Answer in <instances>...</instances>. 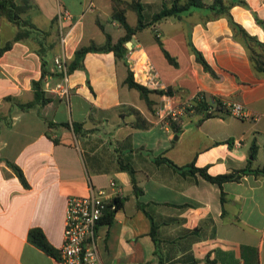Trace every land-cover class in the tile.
I'll return each instance as SVG.
<instances>
[{
    "label": "crops",
    "instance_id": "obj_1",
    "mask_svg": "<svg viewBox=\"0 0 264 264\" xmlns=\"http://www.w3.org/2000/svg\"><path fill=\"white\" fill-rule=\"evenodd\" d=\"M117 1L29 0L21 19L52 29L48 39L55 41L47 65L51 73L43 81L44 104L34 101L32 89V81L42 76L36 44L12 41L18 27L0 16V264H62L29 240V230L40 229L57 249L67 198L86 195L90 185L109 192L110 180L121 190L123 204L109 222L102 218L97 224L100 264H158L160 259L188 264L191 258L195 264H264V176L252 172L264 167V75L254 71L247 48L233 36L225 17L209 19L208 9L195 8L154 21L131 35L130 55L129 50L122 58L113 51L87 52L84 68L68 72V95L55 93L60 76L54 57L66 63L79 46L91 41L101 46L107 36L115 43L124 36L112 18ZM176 1L184 0H139L144 22L151 23L154 14ZM245 1L246 6L235 4L230 13L264 42V0ZM64 9L71 16L61 22V42L57 13ZM129 13L135 20H129ZM125 16L129 25L137 24L134 10L127 8ZM155 36L176 64L165 58ZM257 51L264 57V49ZM144 62L155 81L147 88L174 92L172 97L150 95L158 111L204 93L241 104L248 117L223 109L200 119L191 112L175 134L125 83L128 69L138 82ZM32 101L28 108L18 105ZM133 109L151 123L148 128L133 126ZM74 122L82 124L78 134ZM158 155L179 166L193 162L212 175L246 173L219 186L198 173L184 176L165 163L156 164ZM5 160L20 167L27 185ZM127 163L142 189L138 196L129 173L120 168ZM137 202L145 204L144 210Z\"/></svg>",
    "mask_w": 264,
    "mask_h": 264
},
{
    "label": "trees",
    "instance_id": "obj_2",
    "mask_svg": "<svg viewBox=\"0 0 264 264\" xmlns=\"http://www.w3.org/2000/svg\"><path fill=\"white\" fill-rule=\"evenodd\" d=\"M21 4H17L14 0H0V16L5 17L9 21L14 22L18 29L14 34L12 41H31L36 44V52L40 55L42 61V76L37 81H32V89L34 94V101H39L42 104L48 101V98L44 97L43 91V81L45 76L48 73H51L47 67L49 63V59L53 58L54 52L53 48L55 46V41H51L48 38L52 34V29L50 30H41L31 24L29 21L21 19L20 13L28 6L29 0H22ZM123 4L122 8H118L117 5ZM239 4L242 6H246L245 0H211L210 3H205L204 0H184L183 3L173 2L170 7H164L160 12L154 14L151 23L144 22V16L142 14V8L139 3V0H131L130 2H121L120 0L117 1V5L113 7L112 11V18L116 20L119 25L124 29L125 34L115 43L111 42L109 36L106 37V41L103 45L99 46L93 41H91L88 45L79 46L73 54V57L70 61L66 62L67 72H72L76 69L84 68L83 65V58L87 52L90 51H113L114 55L117 58H122L125 53L122 52V47L126 41H129L131 35L140 29L146 27V25H152L154 21H158L162 18L172 16V15H179L181 12H188L191 9L195 8H206L208 9L211 15L208 17L209 19H214L218 17H225L228 21L230 28L233 31V36L239 39L241 42L244 43L245 47L249 52V57L252 62L253 69L256 73L264 75V57L261 53H258V49H264V42L259 41L255 36L249 34L240 24L234 21L230 9L233 5ZM132 9L137 14V24L135 26H131L128 24L125 16L126 9ZM258 23L263 25L261 20H258ZM157 42L159 43L161 50L165 56V58L171 64H176V60L166 51L161 41L159 40L158 36H155ZM12 41H10L7 46H9ZM190 49L195 53L197 60L203 65L204 69L209 71L210 73H214L210 66L206 63L204 58L202 57L201 53L197 51L191 43H188ZM59 76H61V72H59ZM125 83L129 88L135 89L138 91L140 97L144 100L147 108L149 109L151 115L156 118L157 109L153 106L155 102L150 98L151 94L157 95H168L173 96L172 88L168 87L166 89H150L147 86L140 84L139 82L135 81L133 77V72L128 69L127 76L125 78ZM34 101L27 102V103H18L21 108H28ZM190 106L186 107L184 113L182 115L172 117L168 115L165 117V122L175 134H178L182 130V124L184 117L189 113H196L201 115L200 119L212 117L223 110L222 100L218 97L205 95L204 93H198L189 101ZM135 113V120L133 122V126L139 129H146L148 128L151 123L148 122L146 119L142 118L140 113L133 109ZM66 125V124H64ZM81 123L74 122L72 124L73 130L76 134L80 132ZM84 133V131H83ZM53 141H57L53 139ZM3 160L0 157V162ZM153 161L156 164L165 163L168 166L173 167L176 171H178L181 175H194L198 173L204 179L211 183H215L221 186L224 182L228 181H237L246 173V170L241 171H233L228 173L216 174L212 175L209 174L205 167H196L194 163L191 162L187 165L179 166L172 162L168 157L164 155H158L154 157ZM16 174L18 179L23 185H27L25 180L24 174L20 167L13 162L4 161ZM121 169L126 170L131 179L132 187L134 194L138 196L142 193V189L137 185L136 180L134 178V169L127 163L122 164L120 166ZM251 171V170H250ZM252 172L256 175L264 176V167L256 168L252 170ZM223 201V199H222ZM123 204L122 199L120 197H115L109 203L107 209L104 212L102 218L106 221H110L112 215L116 209L121 207ZM137 206L144 210L145 204L137 202ZM101 218V219H102ZM151 236L155 240V223L152 221L151 223ZM29 240L36 245L37 247L44 250L46 253L53 255L58 258V251L53 246H51L48 241L46 240L42 231L38 228H32L28 232ZM188 264H195L197 261L193 258L189 259L187 262ZM208 263H210L208 261ZM158 264H165L162 259L158 261Z\"/></svg>",
    "mask_w": 264,
    "mask_h": 264
},
{
    "label": "built area",
    "instance_id": "obj_3",
    "mask_svg": "<svg viewBox=\"0 0 264 264\" xmlns=\"http://www.w3.org/2000/svg\"><path fill=\"white\" fill-rule=\"evenodd\" d=\"M70 16L71 14L65 9L59 10L57 13L61 42L64 41V36L61 33V22L69 19ZM128 50L130 55L131 49ZM53 63L55 68L61 72L59 82L56 84L54 91L59 97H63L69 93V75L66 63L59 57H54ZM142 68L143 74L138 79V82L145 86H153L155 81L153 74H151L150 66L144 62ZM222 105L223 109L233 116L238 118L248 117V113L239 103L222 101ZM189 106V101L166 109L162 106L161 112L157 110L155 119L168 126L165 122L166 116L176 117L182 115L186 107ZM235 144L239 145L240 141L236 140ZM109 187L110 191L107 192L105 189L90 185L86 195L67 198L63 222V241L57 248L58 260L62 264H100L96 227L111 200L115 197H120L121 194V190L114 180H110Z\"/></svg>",
    "mask_w": 264,
    "mask_h": 264
},
{
    "label": "water",
    "instance_id": "obj_4",
    "mask_svg": "<svg viewBox=\"0 0 264 264\" xmlns=\"http://www.w3.org/2000/svg\"><path fill=\"white\" fill-rule=\"evenodd\" d=\"M130 48H131V41H126L124 46L122 47V52L125 53Z\"/></svg>",
    "mask_w": 264,
    "mask_h": 264
},
{
    "label": "rangeland",
    "instance_id": "obj_5",
    "mask_svg": "<svg viewBox=\"0 0 264 264\" xmlns=\"http://www.w3.org/2000/svg\"><path fill=\"white\" fill-rule=\"evenodd\" d=\"M129 20H130V21L135 20V15H134V13H129Z\"/></svg>",
    "mask_w": 264,
    "mask_h": 264
}]
</instances>
